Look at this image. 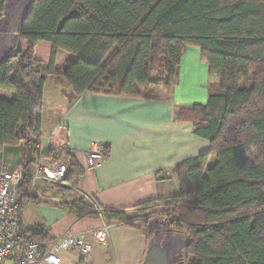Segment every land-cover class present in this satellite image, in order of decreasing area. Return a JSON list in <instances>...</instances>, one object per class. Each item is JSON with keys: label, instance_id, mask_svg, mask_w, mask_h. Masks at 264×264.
<instances>
[{"label": "trees", "instance_id": "16d2710c", "mask_svg": "<svg viewBox=\"0 0 264 264\" xmlns=\"http://www.w3.org/2000/svg\"><path fill=\"white\" fill-rule=\"evenodd\" d=\"M19 39L21 54L0 65V90L15 94L12 102L0 99V152L24 146L20 217L32 194L26 143L40 138L45 79L34 58L38 42L52 45L50 74L59 52L73 58L61 77L76 97L170 92L184 50L193 46L208 66L209 97L179 119L191 116L194 135L210 149L176 168L179 193L164 200L160 217L186 239L179 264H264V0H34ZM64 156L68 178H79ZM65 207L78 219H102L107 226L142 230L154 220L82 202Z\"/></svg>", "mask_w": 264, "mask_h": 264}, {"label": "crops", "instance_id": "0c3cea01", "mask_svg": "<svg viewBox=\"0 0 264 264\" xmlns=\"http://www.w3.org/2000/svg\"><path fill=\"white\" fill-rule=\"evenodd\" d=\"M51 56L50 43L35 45L34 58L41 63L45 79L39 136L49 140L52 148L67 146L80 176L69 177L62 184L37 183L23 203L21 227L37 236L43 252L62 236H81L108 227L102 241L94 245L91 264H140L148 242L143 230L117 223L107 226L102 219H78L65 204L82 202L90 207L128 210L132 215L146 203L178 196L176 168L210 149L207 140L194 135L191 116L179 119L181 111L206 105L208 66L197 47L187 46L170 92L76 97L61 77L73 58L59 52L50 74ZM0 99L12 102L15 94L0 90ZM94 144H104L107 156L89 170L85 152ZM213 164L212 159L209 166ZM59 259L60 264H79L73 250L61 252Z\"/></svg>", "mask_w": 264, "mask_h": 264}, {"label": "built area", "instance_id": "2783aa9c", "mask_svg": "<svg viewBox=\"0 0 264 264\" xmlns=\"http://www.w3.org/2000/svg\"><path fill=\"white\" fill-rule=\"evenodd\" d=\"M27 162L29 164L30 190L39 183L62 184L72 172L68 147L52 148L49 140L30 139ZM62 154L60 159L55 155ZM107 156L104 144H94L85 152L89 170L103 163ZM22 166L11 171L7 165L0 166V264L13 260L15 264H60L59 254L73 250L78 253L79 264H91L94 245L102 241L108 227L100 232L81 236L65 235L53 241L44 252L40 242L33 240L21 227L20 208L22 201L18 188L25 178Z\"/></svg>", "mask_w": 264, "mask_h": 264}, {"label": "water", "instance_id": "95a60500", "mask_svg": "<svg viewBox=\"0 0 264 264\" xmlns=\"http://www.w3.org/2000/svg\"><path fill=\"white\" fill-rule=\"evenodd\" d=\"M34 0H6L0 19V65L12 54H21L20 27ZM150 236L140 264H179L187 242L182 232L167 227L165 221L148 224Z\"/></svg>", "mask_w": 264, "mask_h": 264}, {"label": "rangeland", "instance_id": "374dc122", "mask_svg": "<svg viewBox=\"0 0 264 264\" xmlns=\"http://www.w3.org/2000/svg\"><path fill=\"white\" fill-rule=\"evenodd\" d=\"M217 86H218L217 82L216 81L213 82L211 91H214V92L217 91ZM55 139L53 138V142H55ZM24 151L25 150H24L23 144H20L19 146H15V147H6L0 152V166L7 165L11 171H15L16 168L19 167V165H21L19 164V161L24 155ZM163 205H164V200L157 201L147 211L138 209V211H136L135 214L129 215V217L131 218H141V217L142 218H145V217L152 218L153 217L154 220H160V221L166 222V220L163 217H160L162 216ZM166 224L168 225L167 222ZM142 230L143 232H146L147 227L146 228L143 227Z\"/></svg>", "mask_w": 264, "mask_h": 264}, {"label": "flooded vegetation", "instance_id": "af4514ba", "mask_svg": "<svg viewBox=\"0 0 264 264\" xmlns=\"http://www.w3.org/2000/svg\"><path fill=\"white\" fill-rule=\"evenodd\" d=\"M175 230V229H174Z\"/></svg>", "mask_w": 264, "mask_h": 264}]
</instances>
